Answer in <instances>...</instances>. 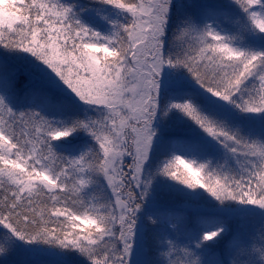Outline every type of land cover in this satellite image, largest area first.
Masks as SVG:
<instances>
[{
  "label": "snow or ice",
  "instance_id": "obj_1",
  "mask_svg": "<svg viewBox=\"0 0 264 264\" xmlns=\"http://www.w3.org/2000/svg\"><path fill=\"white\" fill-rule=\"evenodd\" d=\"M204 7L234 9L235 29L176 17L174 0H0V253L264 264V0ZM161 185L205 201L208 218H177L172 234ZM257 216L258 247L240 238L214 258L229 219ZM149 225L156 258L143 260Z\"/></svg>",
  "mask_w": 264,
  "mask_h": 264
},
{
  "label": "rangeland",
  "instance_id": "obj_2",
  "mask_svg": "<svg viewBox=\"0 0 264 264\" xmlns=\"http://www.w3.org/2000/svg\"><path fill=\"white\" fill-rule=\"evenodd\" d=\"M230 2L231 0H192V1L191 0H174V3L177 5V7L181 5L189 7L191 5L193 11L191 12L189 16H197V15L201 16L202 13L205 12L204 6L207 4L228 5ZM225 23L227 22L224 21V24ZM234 24L235 25L233 27L235 29L236 23ZM18 65L23 66V65H20L19 63ZM89 115H93V114L90 113ZM171 125L173 126V129L170 128ZM169 129L173 133H178V134L184 133L183 137L187 139H189L191 135L188 128L185 125L181 124L179 121L170 122ZM210 155L212 156H209V158L219 159L218 153H214ZM156 156L157 158H162L161 153L159 152L156 153ZM128 158L129 157L125 158L126 165L131 163V161L129 163L127 162L129 161ZM157 193H158V197H157V200L154 202L156 204L164 205V204L173 203L179 207H184L185 209H187V212L189 214L195 211H209L208 206L205 203V201L196 199V198L186 197L182 193L170 191L167 187L163 185L158 187ZM184 222L187 224L189 229L194 227V225L190 221V217L186 218ZM229 224L231 225V231L234 232L233 234L234 244H236L240 238H243L246 240H250L255 246L257 247L259 246L257 242L259 241V237H260L261 224H260V219L258 216L257 217H233L229 219ZM150 227L151 226L149 225L146 229V236H147V233ZM171 230L174 234H176L178 238L181 237L182 235L181 233L175 232V229L173 228ZM147 244H148V241L146 239L145 252L141 257V259L143 260H151V257H152L148 254ZM220 247H222L221 244L217 246L218 249ZM46 258L52 259L51 262L58 263V264L62 259H64L63 257L57 256V255L28 253L23 248H13V247L6 245L5 252L0 253V264H32L31 263L33 262L32 259L41 260V259H46ZM73 259L75 258L73 257Z\"/></svg>",
  "mask_w": 264,
  "mask_h": 264
},
{
  "label": "trees",
  "instance_id": "obj_3",
  "mask_svg": "<svg viewBox=\"0 0 264 264\" xmlns=\"http://www.w3.org/2000/svg\"><path fill=\"white\" fill-rule=\"evenodd\" d=\"M73 2H76V3H80V4H84L86 6H92V4L94 3V0H73ZM209 6H213L212 4H208ZM210 9H205V12L202 13L201 17H205L207 15H212L214 16L218 22L221 23V21H224V19H230V20H233L234 18L236 17H232V15H235L233 12L231 11H225V10H221L217 7H209ZM193 11L191 5L189 7L187 6H178L177 9L175 10V13L174 15L176 17H182L184 15H190L191 12ZM221 26L223 27H228L230 28V26L228 25H224L223 23H221ZM0 59H2V57H0ZM9 63V67L10 68H20L21 69V75H20V78H19V81L16 83V90H17V95L19 96L21 102H24V97L27 95L29 96V98L31 99L32 97V93H33V90L35 88V85H33V87H30L29 89H25L24 88V84L25 82L28 80V76L23 74V66H19L18 65V62L15 61V60H12V59H9L8 61ZM36 91V97L37 99L39 98V95H40V91L39 89H35ZM172 129H173V126L171 125ZM176 135L180 136L178 133H175ZM181 134H184V133H181ZM189 139H191L189 137ZM131 161V159L129 158V162ZM169 213L166 217H169ZM203 215V214H202ZM203 216H206V215H203ZM203 216H200V217H197L194 219V224H197L199 223L200 221L204 220V219H207ZM179 221H176L175 223H169L167 221V225H172V224H178ZM153 235H154V232L152 230V226L149 228V231L147 233V240H148V245H149V250H148V254L151 257V260L155 259L156 258V253L153 249V244H152V238H153ZM228 242H226L225 246H224V251H222V253L220 255H217L216 259H222V260H229L230 259V256L228 255V252L231 250V248L234 246L233 242H232V239H228L227 240ZM57 251H63V250H57ZM34 264H48V261L46 260H40ZM50 264V263H49ZM54 264H57V263H54Z\"/></svg>",
  "mask_w": 264,
  "mask_h": 264
}]
</instances>
